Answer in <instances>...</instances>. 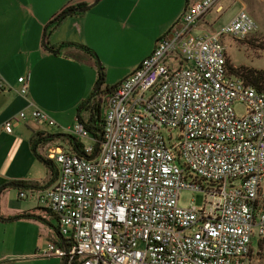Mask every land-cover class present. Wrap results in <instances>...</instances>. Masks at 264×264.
I'll return each instance as SVG.
<instances>
[{
    "label": "built area",
    "instance_id": "1",
    "mask_svg": "<svg viewBox=\"0 0 264 264\" xmlns=\"http://www.w3.org/2000/svg\"><path fill=\"white\" fill-rule=\"evenodd\" d=\"M220 1L186 8L139 67L98 99L96 152L76 118L71 135L81 155L52 154L56 182L39 195L63 241L40 256L63 264H248L254 235L264 241V93L231 73L221 39L244 41L258 26L241 10L221 30L199 32L211 12L223 13ZM17 83L26 98L29 76ZM30 106L34 121L56 126ZM25 119L20 113L3 131ZM185 191L212 201L181 208Z\"/></svg>",
    "mask_w": 264,
    "mask_h": 264
},
{
    "label": "crops",
    "instance_id": "2",
    "mask_svg": "<svg viewBox=\"0 0 264 264\" xmlns=\"http://www.w3.org/2000/svg\"><path fill=\"white\" fill-rule=\"evenodd\" d=\"M199 1L0 0V81L5 85L0 89V264H49L58 258L40 256L49 243L59 245L63 240L58 235L56 217L39 203V195L56 182L52 154L74 153L73 142L79 141L71 132L77 109L93 92L97 80L94 60L70 46L81 42L75 37L83 17L78 9L91 6L89 11L99 3L107 16L115 14L117 20L119 15L123 17L119 22L123 29L137 28L145 14L161 15L151 39L154 50L186 8ZM231 2L241 3L239 11L245 13L250 6L249 0H221L220 4L224 8ZM66 9L73 12L57 27L46 29ZM216 20L217 15L211 12L198 29L206 33ZM64 27L66 33L62 34ZM68 29L72 36H68ZM151 53L145 54L117 85ZM23 76H29L26 98L20 95L17 83ZM31 104L46 112L56 126L34 121ZM22 112L27 119L18 121L12 133L6 134L3 125ZM20 193L26 198L20 199Z\"/></svg>",
    "mask_w": 264,
    "mask_h": 264
},
{
    "label": "rangeland",
    "instance_id": "3",
    "mask_svg": "<svg viewBox=\"0 0 264 264\" xmlns=\"http://www.w3.org/2000/svg\"><path fill=\"white\" fill-rule=\"evenodd\" d=\"M249 5L246 13L258 26V32L244 41L228 37L221 39V43L226 48L225 56L233 69L264 73V0H249ZM240 9L241 3L239 2H231L224 7L223 13L217 15L215 24L207 28V33L221 30ZM81 15L83 17L79 20L78 29H76L77 36H75L80 38L81 42L74 44L83 45L95 53V61L103 69V89L116 86L122 76L134 68L145 54L153 51L152 35L156 26L162 21V16L159 14H145L140 17L137 28L123 29L119 26L123 17L119 15L117 20L115 14H111V17L107 16L105 8L99 3ZM65 31L64 27L61 33L64 34ZM68 31V36H72V31L70 29ZM198 31L201 32L199 29ZM84 42L91 44L96 50L86 46ZM235 111L239 116L244 112L243 107L239 105L235 106ZM103 113L102 108V116ZM206 201L212 200L203 194L188 191L182 192L179 196L181 208H187L192 202L195 207L202 208ZM251 250L248 264H264V245L258 248L256 234L252 238ZM54 261L49 264H62L58 258Z\"/></svg>",
    "mask_w": 264,
    "mask_h": 264
},
{
    "label": "trees",
    "instance_id": "4",
    "mask_svg": "<svg viewBox=\"0 0 264 264\" xmlns=\"http://www.w3.org/2000/svg\"><path fill=\"white\" fill-rule=\"evenodd\" d=\"M62 13L54 18L49 25L46 27V29H49L51 27L55 28L57 27L61 21L66 17L61 16ZM74 46L77 49L81 50L84 52L86 55H88L92 60H94V64L96 66V73H97V80H96V85L103 79L104 80V74H103V69L98 65L97 61H95L96 55L95 53L88 49L87 47L81 46V45H70ZM228 68L230 71L240 77L241 79L244 80V82L256 89L259 92L264 93V73H255L252 71L244 70V69H233L228 60L226 61ZM95 85V86H96ZM104 81L102 82V86L97 93H91L90 96L87 98L86 101H84L77 109V116L76 118L83 123L87 131L89 132L90 136L92 137L93 140L96 142L99 140L100 135L97 133V131H100L102 134V129H103V116H102V105L100 102H98V99H100L102 96L105 94L113 91L117 86H114L112 88H104ZM82 113H85L86 116H83ZM72 139V138H71ZM73 150L74 153L77 155H81V145L74 140L73 142ZM24 186V185H22ZM37 188V187H35ZM262 203L259 205V207L256 209L254 212V217L257 218L258 214L262 210ZM264 245V241L258 240V248H261ZM252 251V250H251ZM250 257V256H249Z\"/></svg>",
    "mask_w": 264,
    "mask_h": 264
},
{
    "label": "water",
    "instance_id": "5",
    "mask_svg": "<svg viewBox=\"0 0 264 264\" xmlns=\"http://www.w3.org/2000/svg\"><path fill=\"white\" fill-rule=\"evenodd\" d=\"M96 2H98V0H95V3ZM91 6H85V7H83V8H80V9H78V13H84V12H86L89 8H90ZM72 12H68V13H62V15L61 16H63V17H65V16H67V15H70ZM52 53H54V52H52ZM56 53V52H55ZM104 80L102 79L96 86H95V88H94V90H93V93H97V92H99V90H100V88H101V86H102V82H103ZM97 133L100 135V137H99V140L97 141V143H96V148H95V152L98 150V148H99V146H100V144H101V140H102V134H101V132L100 131H97Z\"/></svg>",
    "mask_w": 264,
    "mask_h": 264
},
{
    "label": "flooded vegetation",
    "instance_id": "6",
    "mask_svg": "<svg viewBox=\"0 0 264 264\" xmlns=\"http://www.w3.org/2000/svg\"><path fill=\"white\" fill-rule=\"evenodd\" d=\"M68 12H73V10H71V9H66V10L63 11L62 13H68Z\"/></svg>",
    "mask_w": 264,
    "mask_h": 264
}]
</instances>
